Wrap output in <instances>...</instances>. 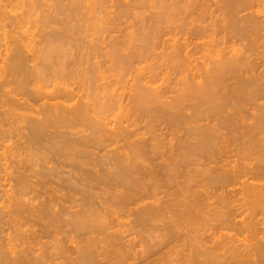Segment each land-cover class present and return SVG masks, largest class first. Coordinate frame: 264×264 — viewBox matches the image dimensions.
I'll return each mask as SVG.
<instances>
[{
	"label": "bare ground",
	"instance_id": "1",
	"mask_svg": "<svg viewBox=\"0 0 264 264\" xmlns=\"http://www.w3.org/2000/svg\"><path fill=\"white\" fill-rule=\"evenodd\" d=\"M18 1L22 2V0ZM62 1H57V6L55 5L56 12L58 11L62 15L65 14V18H75L77 22L81 20L84 21L83 18H88L90 15L94 16L98 13V10L99 13L102 12L101 8L103 9L106 3V0H69V2L66 1L68 2L66 4L64 3L65 0ZM173 1L174 2L171 3L172 12H168V14L167 11H163L160 12V15L156 14L155 17H152L155 19L154 24L156 25H149L147 32L145 31L146 33L140 34L141 37L139 38L141 39L137 40V42L139 41L138 43H140L139 45H134L136 41L135 35H125V37H127L124 39L125 41L112 38L110 41L106 42L103 38L104 34H101L104 40L101 43L99 42L100 45L97 43V46H93L91 49L89 47V54H86L88 53L87 49L85 51L86 53L82 54V56L86 55L85 58H82L80 55L82 59L80 58L77 60V58H73V55L71 57L73 52L69 53V50L72 49L69 48L71 45L70 41L73 43L77 41V39L71 35L72 38L76 39L72 40L67 33L68 31L70 33L72 28L75 29V32L80 31L77 25L70 29L65 27H62V29L57 25L55 26L57 28L53 29V31L55 30V34L52 32L53 35H51L49 31L50 33L48 32V34L50 35L47 34L46 36L44 33L45 36L43 35L44 38L42 39L47 48L45 50L43 49L44 52L43 50L41 51V55L43 54L44 57L42 56V58L41 55H39V58L42 60L41 63L46 59L44 65L48 71L50 70V73L41 72L38 76L40 79L46 80L45 86L41 85L32 88V85L34 86L33 82L37 77L33 75L35 73L33 72L34 67L31 68L32 70L29 68L30 61L28 62L27 59L29 58H26L28 53L24 51H26L25 49L30 43H28L29 45L27 44L26 40L21 36L22 34H17V37L11 36L12 39L5 45V51H0V57L2 55L0 58V183L3 182L1 184H4L6 181L8 182L13 176V179L15 178L14 183L17 181L19 187L21 186L19 192H17L18 195H16L14 191L13 193L15 194L11 193V186L10 192L9 190L5 192L6 189L3 190V188H1L6 195L10 194V196H12L5 195V198L10 197L9 199L7 198V201H3L5 204H3V206L5 207L1 206V201L0 211L2 208H5L6 211L5 209H2V211L6 214L3 212L0 213L2 214L0 216L2 217L0 218V227L1 223L5 222L9 225L10 229L16 232L21 231L23 234L22 240L20 241L27 245H25L26 247L23 246V250L19 252L13 250V247H11L13 251L8 247L9 252L12 251L10 253L14 254L12 257L9 256L10 264H49V261L54 262V264H60L62 262L61 259L64 260V253L69 248L67 247L66 249L65 247L70 245L71 239H77L73 241L75 244L73 246L74 248L72 247L75 251L73 253L75 254L77 252V257L73 255L75 258H69L70 264H159L161 263L160 260L163 259L161 257V254H163L161 251L169 242H165L163 245H161L162 243L159 244L160 247L157 245L155 246V243L154 246L148 249L144 246L145 248H142L140 252H130L123 247L127 245H125L127 240L126 242L123 240L125 242L123 245L119 244L121 241L116 243L117 241L113 239L116 235L118 236V232L120 231L118 228L121 229V226L122 228L127 227V230L129 227L131 229L133 226H141L142 223L144 226H147V224H150L151 220L154 222L164 220L166 215L167 217L165 219L168 218L169 220L167 221H170V223L173 222L171 220L175 219L174 222L176 224L184 225L186 223L190 226L187 227V229H190L188 232L192 234V236H190L192 240L190 241H195L188 244V249L190 248V250L187 254H183V257H179L182 259H179L181 260L180 262L177 260L178 264H264V226H262L264 225V183L257 184L252 181L249 183V178H243L244 176H249L252 180L264 179V68L258 69L260 64L264 63V42H261V39L264 38V2H262V0H224L222 1L223 3L221 2L224 4L225 12L229 17L227 24L224 23L225 21L223 22V24H226L223 30L225 28L227 31H225V38L227 35L229 41L233 42V45L231 43V49L228 48L227 51V48H224V46L222 48L219 47L220 49L213 48L218 46V44L217 46L213 45V43L217 41L214 39L218 38H214L213 34V36H210L214 39L211 38L210 40V36H208L210 31V28H208L209 26L192 25L195 22V12L199 11L201 4L198 2L196 3V1L195 4L194 0ZM13 2H15V0H0L1 26H5L6 24L12 25L15 22L14 20H18L20 17V15L17 17V14L16 16H10L12 13L10 14V11L6 12V8L9 7L8 5H11ZM115 2L117 3L116 0ZM222 4L220 6H222ZM107 5L108 4H106V6ZM129 6L130 5H128V7ZM164 8H166V5ZM245 11L250 12L244 16L239 15ZM48 14L51 15L50 13ZM12 17L14 22L11 24ZM51 17L53 16H50V18ZM21 19H23V17ZM7 20L10 21L7 23ZM67 23L65 21L63 24L66 26L68 25ZM110 23L111 22H108V24ZM58 28H61L63 32L59 29L60 31H58L60 33H56L58 32L56 31ZM97 32L100 34V29L99 31L97 30ZM79 35L80 33H78L77 36L79 37ZM166 35H171L173 37L169 36L168 38L170 39H163L161 41ZM207 39L209 40L207 41ZM61 40L62 43L58 42L57 45L59 46L56 47L55 42ZM236 41H244V46L242 48L244 51L235 47L234 43H236ZM245 41L248 44L245 43ZM80 43L82 42H74L75 48L76 44L78 45ZM216 43L217 42H215V44ZM221 43L223 42L221 41ZM257 44L259 47L263 48L261 52L256 53L257 55L255 54L258 56V61L261 60L260 63L252 60L251 62L250 58L245 56V54L248 55L252 51L250 49L253 46L256 47ZM53 45L55 46L54 48H52ZM72 45L71 47H73ZM209 47L211 50H209ZM81 48H83V46ZM98 48L102 49L99 52H104V54H102V56L105 57L104 62L107 64V58H109L111 64L109 63L108 65L111 66L105 65L104 67H106V70H99L100 73L97 70V74H102L107 70L110 71L113 65L114 67L118 65V69L120 68L123 70L126 67L125 70L129 68L133 70L131 67L132 65L136 66L137 62L139 64L142 62L141 60L147 59L150 55L153 56V54H157L160 58L164 51L165 54L162 55L172 64L171 68L174 73L173 75L182 76L181 79L178 77V81L176 80L174 83L182 86L174 93V90H171L172 88H167V85H165L167 89L165 88L164 83H168L167 79V82L163 83L164 87H162V80L164 78L169 79L167 76H169L170 72H167L165 69V71H160L159 69V72H156L154 71L155 68L151 66L153 67V71L150 67V71L152 72L149 71V73L144 74L145 72H142L145 71V69L142 71L141 68V73L137 71L138 76L134 74V76L136 75L135 77H138V80L137 78L135 79V77L133 78V80L135 79L133 82L135 88L133 87L131 94L128 93V99H126L127 103L125 104L126 107L128 106L127 110L133 113V115L128 113L130 118H128L129 116L127 114L128 117L126 119L123 113L125 112L123 110L125 105L121 108L119 103L122 98L117 90L113 91V89L110 88L112 84L109 82L111 84L110 86L106 81V88L105 86L101 88L102 86L100 84H97V86L95 83L98 77L106 79L103 75H101V77L96 75L95 78L92 76L96 74L95 70L97 68L100 69L102 64L100 67L97 66L94 70L95 73L91 70L93 74H91L92 72L89 73V70L85 72L87 69L81 71V73L79 70L76 71V68V70L72 68L82 64L86 65L87 60L90 62L94 56H91L89 60L87 58L88 55L90 57L92 53H98ZM158 48H160L162 52L157 53ZM206 51H208V53H206ZM248 51L250 52L248 53ZM98 55L100 56V54ZM163 56L162 58H164ZM48 59L51 61V67L49 66V61H47ZM51 59H54L53 62ZM101 62L103 63L102 60ZM133 62L136 63L134 64ZM92 63L93 62H91L90 65H92ZM168 63L167 65H169ZM135 66L134 68L136 71L137 68ZM114 67L112 69L117 70V68ZM90 68L91 66H89L88 69ZM138 69L140 70V68ZM131 70L130 72L129 70L125 71L126 74L124 75V70L119 73L122 72L121 76L126 75L127 77L128 74H131ZM162 71L165 73H162ZM127 72L129 73L127 74ZM116 73H118V71ZM161 75H163L162 78H164L161 79L162 82H160V86L153 87V84L157 81L156 79L159 78L160 80ZM75 77L81 79L77 81H82V85L85 84L83 79L84 81L86 80L85 82L89 83V86L86 83L87 87H91L92 83L93 86L95 84L94 88H91H96L95 90L97 92L95 93L94 90L90 88V90H92L91 93H84L85 88L83 89V87H80L81 83L77 82L79 87L75 82L72 83ZM236 79H238V81H235ZM166 80L164 79V81ZM228 80H230L231 84H229ZM14 83L17 86L12 85V87L15 88H7ZM235 83L237 86H240L237 87ZM229 85L232 86L231 89ZM239 87H241V91L247 88H253L254 90L252 89L248 94L247 91L246 94L240 91L242 94L239 95L236 90ZM49 88L51 89L50 91H48ZM104 89L105 91H103ZM169 89L174 94L173 96L169 94L171 97L166 96L170 93L168 92ZM228 89L233 92L235 91L234 96L236 97L233 98V95L229 94L230 91L228 94L232 96L231 99L227 95L228 100L227 97H225V99L222 96L220 97V94ZM99 91L103 93L101 97L99 94L97 95ZM93 92L96 95L93 96ZM236 92L237 95H235ZM221 98H223V101L220 100ZM232 99L237 100V102L239 101V104L236 103L235 105L238 104L240 107H238V105H233L237 107L234 109L231 105V110H234L231 113H226L228 102ZM218 100H220V103ZM242 102L249 103L251 107L254 105L252 108L255 109L256 113L249 116L244 112L243 116L242 112L245 110H242L243 107L241 108ZM120 108L122 109L121 111H123L124 118L127 120L125 121L126 125H122L124 122L121 124V121H119V124L116 121L119 125H112V127L111 125L109 126V122H104L107 115H111L116 109L119 110ZM95 114H99L98 116L96 115L97 117L101 114L103 117H101V119L97 118L94 116ZM104 115H106L105 118ZM245 115L248 116V119L249 117H254L253 121H247ZM102 118H104V120H102ZM129 119L130 123L128 122ZM142 119L147 123H145L147 126H151V124L153 125L155 122V124L159 122L164 126L162 129L159 128L157 131L155 130V134L154 130L149 131L150 128L147 129V126L141 123V121H143ZM138 120L139 123L143 125L142 127L137 126V124L140 125L137 123ZM4 124L9 125V128L7 125V128H4ZM144 127L147 130H144ZM152 129L153 128H151V130ZM222 129H225L229 134L226 135L227 133L224 132L227 138L220 133ZM158 131L160 133L157 134ZM168 134L170 136H167ZM218 140H221V142H218ZM217 143L219 145L220 143L224 144L218 147ZM216 145L218 149H216ZM228 145H232L230 149L227 147ZM242 145L244 146L243 148L241 147ZM225 147L228 149L225 150ZM238 147L240 150L244 149V151L242 150L241 152ZM244 153H246L248 157L250 153L251 155H255V157H253L254 161L251 162V158L247 159V155L244 156ZM194 154L195 156H193ZM188 155L194 158L197 155H204L203 157H208L209 159L214 158L211 160L215 161L216 159L215 163H217V165L224 162L223 164L221 163V166L215 165L216 167L210 170V173H214L215 175L213 174L214 177L211 176L212 180L210 181L212 184L210 182H208V184H211V187L213 184L219 185L217 186L219 188L215 186L216 188L214 187V189L217 192L221 191V193L217 194L218 199L215 198L219 200L217 201L219 203H213L215 206L213 204L209 206V203L206 205L207 200L204 199L206 196L203 197L202 195L203 192H206V190L203 191L204 189L200 191H203L201 194H197L196 189V191H194L195 194L191 191L192 189L189 190V188L181 189L173 187L172 190L176 192L170 190V181L180 185L178 177H182V174H184L182 172L184 170L186 171L184 168H186L189 159L191 158L190 160H192V157H187ZM183 157L184 160H187L185 161V167L182 164L184 163V160H182ZM198 157L199 156H197V158ZM203 157L201 156L200 158ZM234 157H236L235 161L237 162H230ZM105 158L107 161L103 160ZM177 158H181L180 160H182V162H179ZM38 160H41V164L39 163L41 165H39L40 169H34L36 168L34 165L37 164ZM238 160H243L245 162L240 161V163ZM34 161L36 162L34 163ZM173 161L177 162L174 163ZM31 162L33 165L30 164ZM36 166L38 167V164ZM108 166L112 168V170H110ZM28 167L34 169V172L33 169H30L31 172H33L32 174L31 172L28 173ZM41 167H43V169H41ZM181 169L183 171H181ZM35 170L37 171L35 172ZM162 170H166V172H163L167 174V177H164ZM30 174L34 176L35 179L31 180ZM159 175L163 176L161 179L167 178V182L169 177L170 183L169 186L167 185L169 190H167V186L165 185H163V188H161L160 185L158 186L160 182ZM27 178H30V180ZM52 178H57V180H53ZM162 182L167 183L166 180L161 181V183ZM9 183L12 184L11 181L6 184ZM231 183H239V185H242V188H237L236 190H234L235 188H231L232 190L230 188V190L225 188ZM1 184L0 186H2ZM13 185L15 184H12V186ZM164 186L166 188H164ZM97 187L98 190L100 189L99 191L106 196L104 200L101 199V202H98V207L96 206L97 208H95L92 198L97 195L93 196L92 194L97 190H91H93V188L97 189ZM159 188L164 189L163 192L158 191ZM164 191H166L165 195L163 194ZM208 191L209 190H207L206 194H203L208 195ZM159 192L162 193L160 195H164L161 196L162 198H158ZM167 192L170 194H167ZM212 192H210L209 195H211ZM217 192L214 193L216 194ZM102 193H100V195ZM26 194L32 195L30 199L29 197L27 198L31 200V202H25L23 200L25 198L24 196H27ZM79 194L81 198L76 197ZM214 195L212 194L211 196ZM15 196H17L16 199ZM211 196L210 198H212ZM166 197H168V199ZM201 197H203V200ZM214 197H216V195ZM2 198L5 199L4 196ZM8 200L10 201L8 202ZM204 200L206 202L205 205L211 207L213 211H208V209L207 213H203L202 210L199 211L200 208H206L203 205L205 203ZM237 201L239 204L235 205ZM202 205L203 208L201 207ZM4 215L7 216V218H5ZM66 216L69 218H65ZM258 216H261V219H259ZM169 224L165 226L167 230L170 228L169 232H166L167 236V233H170L169 236L171 238L169 237V239L176 240L177 237L180 238V236L177 235H175L177 237L173 238L174 234H177L173 233L176 230L174 228L177 227H174L176 224H172L174 226ZM117 226L118 228L116 229L118 230H113ZM27 227L28 229H23ZM67 227H69V230ZM165 227H158V229L164 231V229H166ZM185 227L184 225V228ZM2 228L3 227H1L0 230ZM184 228L182 227V229ZM184 230L186 231V229ZM123 231H125V229ZM178 232H180L179 226ZM61 234L62 237L64 236L63 238ZM240 234H245V238L239 239L237 236ZM76 236H78L79 239ZM187 236L186 239H190V237ZM44 237L54 240L53 243L52 240L49 239L52 242L50 243L54 244L52 246L53 249H50L51 246L48 245L44 247L43 244L38 246L41 251H37V249L34 250V245L31 246V244L34 242L41 243ZM169 239L168 241H170ZM66 240H69L67 241L69 243L64 245L65 243L63 242H66ZM175 240H173V242H175ZM169 244L172 246L174 245L172 243ZM46 247H49V249ZM32 249L37 252L34 253ZM72 249L71 253L73 251ZM51 250H53L54 254ZM54 250L58 251V254L55 255ZM67 252L70 253L68 250ZM71 253L68 255H72ZM53 255L56 256H54L56 260L58 255L59 257H63L61 259L58 257L61 262L57 260L58 263L54 261L55 259L51 261ZM4 258H7V256ZM6 260L8 259H4L1 262ZM6 262L4 263L6 264Z\"/></svg>",
	"mask_w": 264,
	"mask_h": 264
},
{
	"label": "rangeland",
	"instance_id": "2",
	"mask_svg": "<svg viewBox=\"0 0 264 264\" xmlns=\"http://www.w3.org/2000/svg\"><path fill=\"white\" fill-rule=\"evenodd\" d=\"M18 0H15V2H13L11 5H8L9 7H7L5 10H6V12L7 11H10V16H16V14H17V17H19V15H20V17L18 18V20L17 19H15L14 21L12 20L13 19V17L11 18V24L12 25H10V24H6L5 26H1L0 25V51L1 52H4L5 51V49L4 48H6V46L5 45H7V42L8 41H10V39H12L11 38V36H15V37H17L18 35L17 34H22L21 36L23 37V39L24 40H26V42H27V44L28 43H30V45L25 49L26 51H24V52H27L28 53V55H26V58H29V59H27V61L29 62V68L31 69L32 67H34V71L33 72H35L33 75H34V77H37L35 80H34V86L32 85V88H36V86H45V81L46 80H44V79H40L39 78V76H38V74L40 73L41 74V72H49L50 73V70L48 71V69L47 68H45L46 66L44 65V62H45V60L46 59H44L43 61L44 62H42L41 63V61L42 60H40V58H39V55H41V51L44 49H46L47 47H46V45H45V42L43 43V39L42 38H44V36H45V34H46V36H47V34H48V32L50 31L51 32V35H53V33L55 34V30L53 31V29L54 28H57V27H55V26H59V27H65V28H72L73 26H75V25H77L78 26V29L80 30V31H82V32H80V31H76L75 32V29L74 28H72V31H70V33H69V31L67 32L68 33V35H70V37H71V35H72V37H74V38H76L77 39V41H74V42H82V43H80V44H76V48H75V45H74V42L73 43H71V41H70V44L74 47H71V45H70V49L72 48V49H75V50H69V53L70 52H73L72 54H71V57H72V55L74 56L73 58H77V60L78 59H80L81 57L82 58H85V56L83 55L82 56V54H85L86 52V50H87V52L88 53H86V54H89V50L91 49V47H93V46H97L96 44L98 43L99 44V42L101 43L104 39H105V41L107 42V41H110L112 38H114V39H117V40H122V41H125L124 39H126L127 37H125V35L126 36H129V35H135V37H136V41L134 42V45H139L140 43H138L137 42V40H140L141 38H139V37H141V35H142V33L144 34V32L146 31L147 32V30L149 29V25L151 26V25H156V24H154V21H155V19L154 18H152L153 16L155 17V15L156 14H159L160 15V12H163V11H167V13L169 12H172L173 10H172V5H171V3H173L174 1L173 0H166V2H165V0H144V1H147V2H144L143 0H120V1H118V0H116L117 1V3L115 2V0H106V3H105V5H104V8L102 9L101 8V11L102 12H100L99 13V10H98V13H96L94 16H95V18H94V16L93 15H90L88 18L86 17V18H83L84 19V21L83 20H81L80 22H77L76 21V19L75 18H71V19H69L68 17H64V15H62L61 13H59L58 11L56 12V8H55V5L57 6V1L56 0H22V2L20 3L19 1L17 2ZM30 1V2H29ZM37 1V2H36ZM53 1V2H52ZM60 1H62V0H60ZM64 1V0H63ZM62 1V2H63ZM66 1H68L69 2V0H65L64 1V3L66 4V3H68V2H66ZM195 1H196V3L198 2L199 4H201V7H199V11L198 12H195V15H194V20H195V22L192 24L193 26H198V25H200V26H209L208 28H210V31H209V33H208V36H210V35H212L213 36V34H214V38H218L219 39V41H218V39H214L212 36H210L209 38H210V40H211V38H213L214 40H217V41H215V42H217L216 44H215V42L213 43V45H215V46H217V44H218V48L217 47H213V48H216V49H220V48H222L223 46H224V48H227L226 50L228 51V48L229 49H231L230 47L233 45V42H230L229 41V39H228V37H227V35H226V38H225V34H226V30H225V28H224V30H223V27H226V24L228 23V19H229V17H228V15H227V13L225 12V7H224V4H222L223 2L222 1H224V0H194V3H195ZM209 1V2H208ZM17 2V3H16ZM26 2V3H25ZM35 2V3H34ZM112 2V3H111ZM115 2V3H114ZM205 2V3H204ZM222 2V3H221ZM262 2H264L263 0H262ZM16 3V4H15ZM32 3V4H31ZM56 3V4H55ZM110 3V4H109ZM119 3V4H118ZM144 3V4H143ZM166 3V4H165ZM195 3V4H196ZM218 3V4H217ZM22 4V5H21ZM53 4V5H52ZM106 4H108L107 6L109 7H107L106 6ZM115 4V5H114ZM203 4V5H202ZM222 4V6H223V8H222V6H220ZM17 5V6H16ZM32 5V6H31ZM117 5V6H116ZM128 5H130L129 7H128ZM166 5V8H164V6ZM219 5V6H218ZM12 6H14V7H12ZM119 6V7H118ZM170 6V7H169ZM218 6V7H217ZM50 9H49V8ZM117 9H116V8ZM180 7H181V5H180ZM203 7H204V9H203ZM208 7V8H207ZM221 7V8H220ZM121 8V9H120ZM132 8V9H131ZM144 8V9H143ZM11 9V10H10ZM16 9V10H15ZM48 9V10H47ZM125 9V10H124ZM127 9V10H126ZM134 9V10H133ZM201 9V10H200ZM205 9H206V11H205ZM209 9V10H208ZM211 9V10H210ZM221 9V10H220ZM223 9V10H222ZM264 9V8H263ZM112 12H111V11ZM137 10V11H136ZM139 10V11H138ZM202 10H204V11H202ZM49 11V12H48ZM119 11V12H118ZM127 11H129V12H127ZM144 13H143V12ZM196 11V10H195ZM50 13L51 15H49L48 13ZM52 12V13H51ZM106 12V13H105ZM108 12H110V13H108ZM132 12V13H131ZM136 12V13H135ZM139 12V13H138ZM164 12V13H165ZM203 12V13H202ZM249 12L250 11H245V12H242L241 14H239L240 16H244L245 14L247 15V13L249 14ZM18 13H20V14H18ZM23 13V14H22ZM103 15H102V14ZM130 13V14H129ZM168 13V14H169ZM210 13V14H209ZM212 13V14H211ZM225 13V14H224ZM47 14H48V16H47ZM61 14V15H60ZM101 14V15H100ZM135 14V15H134ZM140 14V15H139ZM142 14V15H141ZM206 14V15H205ZM23 15V16H22ZM58 15V16H57ZM99 15V16H98ZM112 15V16H111ZM130 15V16H129ZM208 15V16H207ZM50 16H53V17H51L50 18ZM57 16V17H56ZM61 16V17H60ZM66 16V15H65ZM119 16V17H118ZM207 16V17H206ZM16 17V18H17ZM23 17V19H21ZM45 17V18H44ZM49 19H48V18ZM92 19H91V18ZM99 17V18H98ZM109 19H108V18ZM122 19H121V18ZM143 17V18H142ZM206 17V18H205ZM53 18V19H52ZM68 18V19H67ZM111 18V19H110ZM115 18V19H114ZM119 18V19H118ZM142 18V19H141ZM203 18V19H202ZM206 20H205V19ZM48 19V20H47ZM58 19V20H57ZM60 19V20H59ZM64 19V20H63ZM107 19V20H106ZM140 19V20H139ZM148 19H149V21H148ZM152 19H154V20H152ZM226 19V20H225ZM21 20V21H20ZM25 20V21H24ZM47 20V21H46ZM54 22H53V21ZM68 20V21H67ZM74 20V21H73ZM79 20V19H78ZM103 20V21H102ZM112 20V21H111ZM117 20V21H116ZM142 20V21H141ZM8 21H10V20H7V23H8ZM59 21H60V23L61 22H63V23H65V21H66V23L68 24V25H66L65 26V24H63V23H59ZM69 21H70V23H69ZM87 21H89V22H87ZM105 21V22H104ZM137 21V22H136ZM144 21H147V22H144ZM151 21V22H150ZM153 21V22H152ZM225 21V22H224ZM227 21V22H226ZM17 22V23H16ZM38 22V23H37ZM39 22H41V23H39ZM46 22V23H45ZM50 22V23H49ZM86 22V23H85ZM108 22H111L110 24H108ZM141 22V23H140ZM157 22V21H156ZM198 22V23H197ZM201 22V23H200ZM223 22L224 23H226V24H223ZM52 23H54V24H52ZM57 23V24H56ZM61 25H59V24ZM81 23V24H80ZM106 25H105V24ZM135 23H136V25H135ZM138 23V24H137ZM146 23V24H145ZM149 23V24H148ZM46 24H48V25H46ZM64 26H63V25ZM74 24V25H73ZM89 24V25H88ZM118 24V25H117ZM38 25V26H37ZM44 25V26H43ZM46 25V26H45ZM70 25V26H69ZM80 25H82V26H80ZM85 25V26H84ZM100 25H101V28H100ZM117 25V26H116ZM146 25V26H145ZM212 25V26H211ZM223 25V26H222ZM225 25V26H224ZM12 26V27H11ZM21 26V27H20ZM48 26V27H47ZM51 26V27H50ZM80 26V27H79ZM112 26V27H111ZM116 26V27H115ZM132 26V27H131ZM8 27V28H7ZM41 29H40V28ZM83 27H84V29H83ZM109 27V28H108ZM128 27V28H127ZM140 27V28H139ZM147 27V28H146ZM228 27V26H227ZM2 28V29H1ZM14 28H16V29H14ZM45 28V29H44ZM50 28V29H49ZM61 28H58L56 31H58L59 29L62 31V29ZM105 28V29H104ZM119 28V29H118ZM121 28V29H120ZM144 28V29H143ZM8 29V30H7ZM18 29V30H17ZM38 29V30H37ZM40 29V30H39ZM99 29H100V34H99V32H97V30L99 31ZM115 29V30H114ZM128 29V30H127ZM141 29V30H140ZM227 29V28H226ZM59 30V31H60ZM103 30V31H102ZM105 30V31H104ZM108 30V31H107ZM117 30H119V31H117ZM130 30V31H129ZM12 31V32H11ZM15 31V32H14ZM23 31V32H22ZM41 31V32H40ZM56 32V33H60V32ZM64 31H65V29H64ZM125 31V32H124ZM226 31V32H225ZM5 32H6V34H5ZM38 32V33H37ZM41 33V35H40V33ZM47 32V33H46ZM49 32V33H50ZM53 32V33H52ZM63 32V31H62ZM74 34H73V33ZM80 33V35H79V37L77 36L78 35V33ZM97 32V33H96ZM145 32V33H146ZM222 32V33H221ZM27 33V34H26ZM45 33V34H44ZM75 33H76V35H75ZM95 33V34H94ZM109 35H108V34ZM5 34V35H4ZM25 34V35H24ZM31 34V35H30ZM101 34H104L103 36L101 35ZM141 34V35H140ZM17 35V36H16ZM20 35H19V37H20ZM40 35V36H39ZM44 35V36H43ZM48 35H50V34H48ZM73 35H75V36H77V37H75V36H73ZM86 37H85V36ZM88 35H89V38H88ZM91 35H92V38H91ZM120 35V36H119ZM139 35V36H138ZM10 36V37H9ZM38 36V37H37ZM101 36V37H100ZM115 36V37H114ZM169 36H171V35H169ZM168 35H166L165 37H163L162 39H161V41L164 39V40H167V39H170V38H168L169 37ZM216 36V37H215ZM6 37V38H5ZM18 37V38H19ZM71 37V38H72ZM95 37H96V39H95ZM104 39H103V38ZM110 39H109V38ZM171 37H173V36H171ZM26 38V39H25ZM74 38H72V40H76V39H74ZM81 38V39H80ZM101 38V39H100ZM176 38V37H175ZM30 39V40H29ZM33 39H36V40H33ZM91 39V40H90ZM98 39V40H97ZM100 39V40H99ZM212 39V40H213ZM228 39V40H227ZM209 39H207V41H208ZM6 41V42H5ZM38 41V42H37ZM221 41L224 43H221ZM264 42V38H262L261 39V42ZM34 42V43H33ZM38 44H37V43ZM58 42H61L62 43V40L61 41H56L55 42V44H56V47L57 46H59V45H57V43ZM64 42V41H63ZM66 42V41H65ZM94 42V43H93ZM219 42V43H218ZM227 42V43H226ZM161 43V42H160ZM173 43V42H172ZM231 43H232V45H231ZM245 43H247L246 41H245ZM54 44V43H53ZM93 44H95V45H93ZM220 44H222V45H220ZM235 44V47L237 48V49H242L243 48V46H244V41H242V42H239V41H236V43H234ZM248 44V43H247ZM247 44H245V45H247ZM5 46V47H3V46ZM100 45V44H99ZM241 45V46H240ZM2 46V47H1ZM31 46V47H30ZM33 46V47H32ZM39 46V47H38ZM61 46V45H60ZM83 46V48H81ZM104 46V45H103ZM103 46H100V47H103ZM43 47H45V48H43ZM55 46L53 45V47L52 48H54ZM67 47V46H66ZM89 47H90V49H89ZM210 47H211V45H210ZM209 47V50H211V48ZM220 47V48H219ZM259 45L257 44L256 45V47L255 46H253L250 50H252L251 52L250 51H248V53L250 52V53H252V54H245V56L246 57H249L250 58V61L252 60V61H254V62H258V63H260V61H258V56H256L257 54L256 53H258V52H261L262 50H263V48L262 47H259ZM30 48V49H29ZM36 50H35V49ZM68 48V47H67ZM67 48H65V49H67ZM160 48H162V47H160ZM160 48H158V51H157V53L158 52H162V50L160 49ZM262 48V49H261ZM64 49V48H63ZM99 49V50H98ZM97 50H98V53L96 54L95 52L94 53H92L91 55H90V57H89V55H88V59L90 60L91 59V56L93 57H96V58H92L91 59V61L89 62L88 60H87V62H88V64H87V62H86V65H79V66H75V67H72L74 70H76V71H83V70H85V69H87V70H85V72L87 71L88 72V70H89V73L90 72H92L91 70H93V72H94V70L97 68V66L98 67H100V65H101V67H100V69H96L95 70V72L98 70V72L100 73V71L99 70H101V71H105L106 70V67H104L105 65H108L109 63H110V61H109V58H107L108 59V61H107V64H106V62H104V56H102V54H104V52L102 51V52H99V51H101L102 49L101 48H98ZM44 50H43V52H44ZM132 50V49H131ZM214 50V49H213ZM243 51H244V49H242ZM258 50H260V51H258ZM32 53H31V52ZM40 51V52H39ZM166 51V50H165ZM0 52V53H1ZM37 54H36V53ZM39 52V53H38ZM81 52V53H80ZM84 52V53H83ZM255 52V53H254ZM77 55H76V54ZM80 53V54H79ZM206 53H208V51H206ZM35 54V55H34ZM94 54V55H93ZM98 54H100V56L98 55ZM162 54L164 55L165 54V52L163 51L162 52ZM161 54V56H160V58H159V56H157V54H153V56L152 55H150V57H148L147 59H143V60H141L142 62H140L139 64H138V62L136 63V62H133L134 64L136 63V68L138 69V68H140V70L138 69H136V71H135V68H134V66L132 65L131 67L133 68V70H131V68H127L128 70H129V72H130V70H131V74H128L129 72H127V77H126V75L125 76H121V74H122V72L121 73H119L120 71H123L124 70V73H123V75L124 74H126L125 73V71H128V70H125L126 69V67H125V69H118L117 68V66L116 67H114V65L112 66V68L114 67V68H117V70L116 69H110V71L109 70H107L106 72H107V74H106V72H101L102 74H97L98 72H96V74H94V75H92L94 78L96 77V75H98V76H100L101 77V75H103L106 79H104L103 77H101V78H103V79H101V78H97V80H96V85L97 84H100L102 87L101 88H103V86H105V88H106V84L107 83H111L112 84V87H110V88H112L113 89V91H115V90H117V92H118V94L121 96V98H122V100L120 101V105H121V108H123L124 107V105H125V108H123V110L125 111V112H123V111H121L122 109L120 108L119 110L118 109H116L111 115H107L108 116V118H109V120H108V118H107V116L106 115H104V118H105V116H106V118H105V121L104 122H106L107 121V123L109 124V126L111 125H113V126H118L119 124H120V122L119 121H121V124H122V122H124V124H122V125H126V122L125 121H127L126 119H127V117L129 116V114L131 113V112H129L128 110H127V108H128V106L126 107V104L125 103H127L126 102V99H128L127 97H128V93H132V91L131 90H133V87H134V80L137 78V80H138V77H135L134 76V74H137V71L139 72L140 71V73H141V68H142V71L145 69V71H143L142 73H144V74H146V73H149V71H150V67L151 66H153L155 69H154V71H156V72H159L158 70L160 69V71L161 70H163V71H167V72H170L169 73V76H167V77H169V79L168 78H164L165 80L167 79L168 80V83H164V82H167V80L166 81H164V79L162 78V76L163 75H161L160 77V80H159V78L158 79H156L157 81L153 84V87H156V86H160V82H162V87H164L165 85H167V88H172L171 90H174V93H175V91L177 90V89H179L181 86H180V84H178V85H176L177 83H174V82H176V80L178 81V77H179V79H181L182 78V76L180 77L179 75L178 76H174L173 74V70H172V64L169 62V61H167L166 60V58L163 56ZM256 54V55H255ZM80 55H81V57H80ZM100 57H98V56ZM38 56V57H37ZM43 56V54L41 55V57ZM77 56V57H76ZM149 56V55H148ZM162 56L164 57V58H162ZM1 57H2V55H1ZM0 57V58H1ZM33 57V58H32ZM44 57V56H43ZM42 57V58H43ZM98 57V58H97ZM56 58V57H55ZM81 58V59H82ZM155 58V59H154ZM159 58V59H158ZM248 58V59H249ZM103 61V63L101 62V60ZM260 59V58H259ZM39 60H40V62H39ZM50 59H48L47 61H49ZM52 60V62H53V60L54 59H51ZM84 60V59H83ZM94 60V61H93ZM46 61V62H47ZM55 61H56V59H55ZM55 61H54V64H55ZM249 61V60H248ZM249 61V62H250ZM251 61V62H252ZM38 62V63H37ZM91 62H93L92 63V65H90L91 64ZM99 62V63H98ZM169 62V63H168ZM253 62V63H254ZM40 63V64H39ZM49 63V66L51 67L52 66V64L50 65V63H51V61H49L48 62ZM48 63H46V64H48ZM97 63V64H96ZM113 63V62H112ZM167 63L169 64V65H167ZM257 63V64H258ZM39 64V65H38ZM85 64V63H84ZM95 64V65H94ZM111 64V63H110ZM164 64V65H163ZM262 64V65H261ZM260 64V66H259V68L258 69H262V68H264L263 67V65H264V63H261ZM42 65V66H41ZM44 65V66H43ZM171 65V66H170ZM86 66V67H85ZM89 66H91V68L90 69H88L89 68ZM94 66H96V67H94ZM108 66H111V65H108ZM44 67V68H43ZM94 67V68H93ZM103 67V68H102ZM153 67H151V70L153 71ZM168 68V70H167V68ZM261 67V68H260ZM76 68V69H75ZM103 70H102V69ZM105 68V69H104ZM109 68V67H108ZM163 68V69H162ZM47 70V71H45V70ZM51 69V68H50ZM149 69V70H148ZM165 69V70H164ZM32 70V69H31ZM36 70V71H35ZM43 70V71H42ZM114 70V71H113ZM172 70V71H171ZM264 70V69H263ZM118 71V73H116ZM152 71H150V72H152ZM162 71V73H165V72H163ZM84 72V73H85ZM93 72L91 73V74H93ZM94 72V73H95ZM45 73H43V74H45ZM82 73V72H81ZM108 73H109V75H108ZM90 74V75H91ZM167 74V73H166ZM37 75V76H36ZM165 75V74H164ZM137 76H138V74H137ZM88 77H89V74H88ZM125 77V78H124ZM135 77V79L133 80V78ZM166 77V76H165ZM81 78V77H80ZM90 78V77H89ZM93 78V79H94ZM177 78V79H176ZM161 79H163L162 81H161ZM175 81H174V80ZM41 80V81H40ZM44 80V81H43ZM80 81L81 79H79V78H77V77H75V79H74V81H72V83H74L75 82V84H78V83H81V88L83 87V89L85 88V91H84V93L86 92V94H89V92L91 93L92 92V90H90V88L91 87H93L94 88V86H95V84H94V86H93V83H92V86L91 87H87V84H88V86H89V83H87V82H85L84 81V79H83V82L85 83H83L84 85H82V81L81 82H78V81ZM101 80V81H100ZM133 80V81H132ZM98 81V82H97ZM107 81V83H105ZM229 81V84H231V82H230V80H228ZM232 81V80H231ZM235 81H238V79H236ZM78 82V83H77ZM101 82V83H100ZM87 83V84H86ZM105 83V84H104ZM109 83V85L111 86V84ZM156 83H157V85H156ZM163 83H164V86H163ZM233 83H234V81H233ZM103 84V85H102ZM228 84V83H227ZM236 84V83H235ZM12 85L13 86H17V85H15V83L14 84H11V85H9L7 88L8 89H11V88H15V87H12ZM78 87H79V84L77 85ZM98 86V85H97ZM96 86V87H97ZM170 86V87H169ZM236 86H237V84H236ZM238 86H240V85H238ZM237 86V87H238ZM76 87V86H75ZM100 87V86H99ZM178 87V88H177ZM231 85H229V88L231 89ZM7 88H5V89H7ZM93 88H91V89H93ZM98 88V87H97ZM135 88V87H134ZM165 88H166V86H165ZM166 88V89H167ZM80 89V88H79ZM96 89V88H95ZM95 89H93L94 90V92L96 93L97 91L95 90ZM170 89H169V91L168 92H170V93H168L166 96L167 97H169L170 95H174L173 94V92H171L170 91ZM230 89H228L227 91H224L223 93H221L220 94V97L222 96L224 99H225V97H227V96H229V98L231 99L232 98V96H230V95H233V98L234 97H236V96H234V92L232 93L231 91H230ZM240 89V90H239ZM253 89V88H252ZM252 89L250 88V89H243V91H241V87H239L238 89H236L237 90V92H238V94L239 95H241L242 93L241 92H243V93H245L246 94V91H247V94H248V92L250 91H252ZM14 90V89H13ZM51 89L49 88L48 89V91H50ZM87 90V91H86ZM99 90H101V89H99ZM107 90V89H106ZM130 90V91H129ZM254 90V89H253ZM7 91V90H6ZM82 91V90H81ZM103 91H105V89L103 90ZM108 91H109V89H108ZM229 91H230V93H229ZM241 91V92H240ZM93 92V96L94 95H96L95 93ZM227 92V93H226ZM237 92H236V94L235 95H237ZM83 93V92H82ZM106 93H107V91H106ZM230 95H229V94ZM99 94V96L101 97L102 96V92L101 91H99L98 93H97V95ZM105 94V93H104ZM124 94V95H123ZM170 94V95H169ZM225 95V96H224ZM227 95V96H226ZM126 97V98H125ZM171 97V96H170ZM245 97V96H244ZM98 98V97H97ZM121 98H119V99H121ZM223 98H221L220 100L221 101H223ZM167 99V98H166ZM165 99V100H166ZM164 100V99H163ZM220 100H218L219 101V103H220ZM227 100H228V97H227ZM123 102V103H122ZM239 102V101H238ZM237 102V100H235V99H232L231 101H229L228 102V108L226 109V113L227 112H232L235 108H237V107H234V106H237L239 103ZM233 103V104H232ZM236 103H238L237 105H235ZM243 103V104H242ZM241 103V108H242V110H245V111H243L242 113H243V116H244V112H246V115H249V116H252V114L253 113H256L255 112V109H253L252 107H254V105H252V107L250 106V104L249 103H244V102H242ZM118 105V104H117ZM231 105H232V107H234V109L233 110H231L232 109V107H231ZM234 105V106H233ZM249 105V106H248ZM231 107V108H230ZM238 107H240L239 105H238ZM250 108V109H249ZM228 110V111H227ZM248 111V112H247ZM254 111V112H253ZM125 114V116H123L124 114ZM127 112V113H126ZM129 113V114H128ZM229 113V114H230ZM127 114H128V116H127ZM132 115H133V113H131ZM130 114V115H131ZM98 116L99 114H95L94 116ZM242 115V114H241ZM245 115V116H246ZM96 116V117H97ZM101 117H103L101 114H100V116L99 117H97V118H100L101 119ZM126 119H125V118ZM133 117V116H132ZM247 117V118H246ZM245 118H246V120L247 121H249V122H251V121H253V119H254V117H249V119H248V116H246ZM104 118H102V120H104ZM128 118H130V116L128 117ZM125 119V120H124ZM131 119H133V118H131ZM139 120H141V119H139ZM139 120H138V122L137 123H139ZM143 120V119H142ZM116 121H117V123H119V124H117L116 123ZM246 121V122H247ZM128 122L130 123V119L128 120ZM144 120L143 121H141V123L144 125L146 122H144ZM117 125H116V124ZM136 123V124H137ZM156 123V122H155ZM155 123H153V125L151 124V126H147L146 124V128L147 129H149L150 128V130L149 131H153L154 130V132H155V130L157 131V129H162V127L164 126L163 124H161V123H159V122H157L158 124H155ZM115 124V125H114ZM128 124V123H127ZM140 124V123H139ZM142 124H140V125H138L137 124V126H139V127H142L143 125ZM5 125V124H4ZM3 125V127L4 128H7L9 125H7V127H6V125L4 126ZM148 125H150V124H148ZM160 125H161V127H160ZM112 126V127H113ZM154 127H155V129H154ZM189 127V126H188ZM9 128V127H8ZM145 127H144V130L146 129ZM151 128H153L152 130H151ZM146 129V130H147ZM143 130V131H144ZM161 131V130H160ZM165 132V131H164ZM170 132V131H169ZM224 132H226L227 133V131H225V129L223 130H221V134H222V136L224 135ZM158 133H160L159 131L157 132V134ZM225 133V134H226ZM155 134H156V132H155ZM220 134V135H221ZM226 135H229L228 133L226 134ZM226 135H224L225 136V138H227V136ZM167 136H170L169 134L167 135ZM229 137V136H228ZM169 138V137H168ZM221 140H223V139H221ZM221 140L219 141L218 140V142H221ZM224 144V143H220V145L217 143V145H218V147L219 146H222V145ZM217 145H216V147H217ZM232 146V145H231ZM231 146H227L229 149H230V147ZM247 146V145H246ZM218 147L216 148V149H218ZM227 147H225V150L226 149H228ZM242 148L244 147L243 145L241 146ZM240 147V148H241ZM238 149H239V147H238ZM240 150V149H239ZM242 150L244 151V149H241L240 151L242 152ZM247 153V152H246ZM246 153H244L245 155L244 156H246L247 154ZM253 153V152H252ZM102 154V153H101ZM240 154V153H239ZM193 156H195V154L193 155ZM197 156H199L198 158H197ZM195 158L194 157H192V156H190V157H192V160H190L191 158L189 157V155L187 156V157H189L190 159H189V161H191V162H189L188 161V163H187V166H186V168H184V169H186V171L183 169V167H182V169L184 170H182L181 169V171H183L182 173H184V174H182V177L180 176V177H178L179 178V180H178V178H177V180L180 182V185L178 184V183H175V182H173V181H170L171 182V184H170V190L172 191V192H176V191H173L172 189H173V187L174 188H183V189H185V188H189V190L190 189H192L191 191L192 192H194V191H196L197 190V194L198 193H202L203 191H205L206 190V192H203V193H207V190H209L210 192H212L211 193V195L213 194H215L214 192H217L215 189H214V187L216 186H219V185H212V187L210 186L212 183H211V181L210 180H212V177H214V175L212 174V173H210V170L213 168L214 169V167H216V166H221L222 164L221 163H219L218 165H217V163H215L216 162V159H215V161H212L213 159L212 158H208V157H203L204 155H197ZM203 157V158H200V157ZM251 156V157H250ZM250 156L248 157V155H247V159L248 158H251L250 159V161L252 162V161H254L253 160V157H255V155H251V153H250ZM240 157V156H239ZM241 157H243V156H241ZM246 158V157H245ZM177 159H179V158H177ZM181 159V158H180ZM179 159V162H182V160H184V157L182 158V160H180ZM186 159V158H185ZM205 159V160H204ZM212 159V160H211ZM235 159H236V157H234L233 158V160L231 159L230 160V162H233V163H236L237 161H235ZM239 159H241V158H239ZM35 160V159H34ZM104 161H107L106 160V158L105 159H103ZM185 161H187V160H184L183 162L184 163H182L183 165H184V167H185ZM212 161V162H211ZM239 162L241 161V162H245V161H243V160H238ZM250 161H248V162H250ZM36 161H34V163H35ZM169 162H170V160H169ZM174 162V161H173ZM172 162V163H173ZM175 162H177V161H175ZM174 162V163H175ZM238 162V163H239ZM240 162V163H241ZM41 164V160H38V162H37V164H38V167L36 166V165H34L36 168H34V169H40L39 168V165ZM43 163V162H42ZM232 163V164H233ZM30 164H32L33 165V163L31 162ZM51 165V164H50ZM216 165V166H215ZM41 166V165H40ZM46 166V165H45ZM105 166H107V165H105ZM30 167H31V165H30ZM30 167H28V169L30 170V169H33V168H30ZM33 167V166H32ZM109 167V166H108ZM105 168H107V167H105ZM110 168V167H109ZM34 169H33V172H34ZM41 169H43V167H41ZM28 170V173L29 172H31V170L29 171ZM110 170H112V168H110ZM37 170H35V172H36ZM41 171V170H40ZM45 171V170H44ZM164 170H162V174H164V172H166V170L163 172ZM180 171V170H179ZM27 172V171H26ZM33 172H31V174L33 173ZM181 173V172H180ZM179 173V174H180ZM30 174V175H31ZM65 175V174H64ZM166 175V176H165ZM15 176V175H14ZM67 176V175H66ZM209 176V177H208ZM212 176V177H211ZM34 176H32L31 175V177L30 178H32L31 180H33V179H35V177L33 178ZM64 177V176H63ZM163 176H161V175H159V178H160V182H159V184H158V186L160 185L161 186V188H163V185H165V186H169V177H168V182H167V178H164V179H161ZM164 177H167V174H164ZM30 178L28 179V180H30ZM211 178V179H210ZM244 179L246 178V179H248L249 181V183H251V181L252 182H255V183H257V184H259V183H261V184H263L264 183V179L263 180H252L251 179V177H249V176H244L243 177ZM53 180H57V178H52ZM242 179V178H241ZM13 180V181H12ZM14 180H15V178L13 179V176H12V179H10V180H8V182H10L11 181V183L12 184H15V185H13L12 186V184H6V183H8L7 181L4 183V184H1V183H3V182H1L0 184L3 186H0V189L1 188H3V190H5V192H7L8 190H9V192H10V190H11V187H12V192L11 193H13V191L16 193V195H18V193L17 192H19V190H20V187H19V185L17 184V181H15V183H14ZM164 180H166V182L167 183H165V182H162L161 183V181H164ZM159 181V180H158ZM178 181H176V182H178ZM173 182V183H172ZM208 182H210L211 184L209 185L208 184ZM174 183H175V185H174ZM177 184V185H176ZM238 184V185H237ZM237 184H229V185H227L225 188H232V189H234V190H236L237 188H242V185L240 184L239 185V183H237ZM6 185V186H5ZM8 185H9V187H8ZM11 186V187H10ZM164 186V188H166ZM168 186H167V190H169L168 189ZM171 186H172V188H171ZM177 186V187H176ZM178 186H180V187H178ZM102 187V186H101ZM100 187V188H101ZM215 187V188H216ZM221 187V186H220ZM224 187V186H223ZM245 187V186H244ZM96 188V187H95ZM95 188H93V190H91V191H95V190H97V191H95L94 192V194H92L93 196L94 195H97L96 197L94 196V198H92V200L94 201V206H95V208H97L98 206V204L101 202V199H105V194L103 195V193L101 192V191H99L98 190V187H97V189H95ZM161 188H159V189H161ZM209 188V189H208ZM217 188H219V187H217ZM222 188V187H221ZM14 189V190H13ZM158 189V191H162L163 192V190L164 189H161V190H159ZM196 189V190H195ZM202 189H204L202 192H200ZM227 189V190H228ZM229 189V190H230ZM231 189V190H232ZM2 190V189H1ZM0 190V205H1V201H2V207H5V206H3V201L4 200H6L7 201V198H5L6 196H10V194H8V195H6V193H4V191L2 192ZM166 190V189H165ZM174 190H176V189H174ZM188 190V189H187ZM212 190V191H211ZM178 191V190H177ZM208 191V195L210 194V192ZM3 194H2V193ZM8 192V193H9ZM165 192L166 191H164V195H165ZM190 192V191H189ZM191 192V193H192ZM15 193H13V194H15ZM97 193V194H96ZM100 193H102L101 195H100ZM190 193V194H191ZM195 193V192H194ZM193 193V194H194ZM195 193V194H196ZM202 193V195H203V197L204 196H206V198H207V196L208 195H204ZM218 193H221V191H219V192H217L215 195H216V197H214V196H211V195H209V199L207 198H204L205 200H207V204H206V202H205V200H204V207H206V208H203V205L201 206L203 209H201L200 208V210L199 211H203V213H207V209H208V211L209 210H212L213 211V209H211V207H209V206H211V204H216V202L217 201H219V200H217L218 199V197H217V194ZM28 194H32V193H28ZM160 194H162V193H160L159 192V197L158 198H162L161 196H164V195H160ZM167 194H170V193H168L167 192ZM172 194V193H171ZM187 194H188V192H187ZM189 194V195H190ZM4 196V198L5 199H3L2 197ZM6 195V196H5ZM27 195V194H26ZM98 195H99V197H98ZM12 196V195H11ZM10 196V197H11ZM210 196L212 197V198H210ZM9 197V198H10ZM16 197L17 196H15V199H16ZM19 197V196H18ZM25 197V198H24ZM23 198V200L26 202V201H29V202H31V200H29L30 199V197H32V195H27V196H24ZM29 197V199H27ZM76 197H80L81 198V195L79 194V195H77ZM99 199H98V198ZM102 197V198H101ZM168 197H170V196H168ZM168 197H166L167 199H168ZM203 197H201V199L203 198ZM237 197H239V196H237ZM241 197V196H240ZM8 198V199H9ZM22 198V197H21ZM165 198V199H166ZM171 198H172V196H171ZM215 198H217V199H215ZM1 199H3V200H1ZM97 200V202H96V200ZM200 199V198H199ZM198 199V200H199ZM200 199V200H201ZM238 199V198H237ZM22 200V199H21ZM100 200V201H99ZM203 200V199H202ZM241 201H243L242 199H240ZM239 200V201H240ZM5 201V202H6ZM10 200H8V202H9ZM241 201H240V203H241ZM99 202V203H98ZM201 202V201H200ZM97 203V204H96ZM208 203H209V206H206V205H208ZM217 203H219V202H217ZM30 204V203H29ZM206 204V205H205ZM213 204V205H214ZM236 204H239V202L237 201V203H235V205ZM242 204V203H241ZM5 205V204H4ZM212 205V207L214 208V206ZM1 206H0V208H1ZM97 206V207H96ZM208 207V208H207ZM240 207V206H239ZM243 208H245V207H243ZM3 210L5 209V208H2ZM2 209H1V211H0V213H4V214H6L4 211H2ZM76 209V208H75ZM8 210V209H7ZM5 211H6V209H5ZM202 213V212H201ZM2 214H0V216H1ZM244 215H245V213H244ZM243 216V215H242ZM4 217L5 218H7V216H5L4 215ZM3 217V218H4ZM167 217V215L164 217V220H162V221H160V223H159V221H157V222H154V221H152L151 220V222H150V224H151V226H150V224H147V226H144V224L142 225L141 224V226H133V228H131L130 229V227H129V229L127 230V227L126 228H122V226H121V229L120 228H118V226L117 227H115L113 230H115L116 228H118L120 231L118 232L119 234H118V236L116 235L115 237H117L118 239H119V241H118V239L117 238H115L114 237V241H117L116 243H119L120 241H121V243H119V244H123L124 245V243L126 242V240H127V242L125 243V245L126 246H123V247H125L126 249H128L130 252H140L141 250H142V248H145L146 247V249H148V248H150L151 246H154V244H155V246L157 245V246H159L160 247V245L159 244H161V245H163L165 242H169V243H172V244H174L173 246L171 245V244H169L168 243V245H164L165 246V250L163 249L162 251H161V253H163V254H161L162 256V258L163 259H161L160 261H161V263H159V264H178V262H180L181 260H179V259H182V258H179V257H183V254H187L188 253V251L190 250V248L188 249V244H190L191 242H195V241H190V240H192V237H190V236H192V234L190 233V232H188L190 229H187V227H190V226H188L186 223L184 224L186 227L184 228V225H179V224H176L175 222H174V220H171V221H173L172 223H170V221H167V220H169L168 218L167 219H165ZM173 217H175V216H173ZM0 218H2V217H0ZM4 218V219H5ZM65 218H69L68 216H66ZM176 218V217H175ZM258 218L259 219H261V216H258ZM124 221H125V218H124ZM155 221H156V219H155ZM166 221H167V223L169 224V225H172V224H176V225H178L179 226V230H180V232H178V226H174V225H172V226H174V227H177V228H174V229H176L175 231H174V229H173V233H177V234H174V236H173V238H175V237H177V236H180V238H178L177 237V239L175 240V239H169V235H170V233H167L168 234V236L166 235V232H169V229L170 228H168V230H167V228L165 227V226H167L168 224L166 223ZM4 222V221H3ZM162 222V223H161ZM164 222H165V224H164ZM177 222V221H176ZM180 222V221H179ZM147 223V222H146ZM178 223V222H177ZM181 223V222H180ZM261 223V222H260ZM167 224V225H166ZM181 224H183V223H181ZM164 225V226H163ZM260 225H262V224H260ZM262 226H264V225H262ZM1 227H3L1 230H0V252L2 253H0V264H3L4 262H6V264H10L9 263V260H10V257H12L14 254L12 253H10V252H12L13 250H15L16 252H19L20 250H23L22 248H24L23 246H25L26 245V243H24L23 244V242H21L20 240H22V232L20 231H15V230H12V229H10L9 228V225L7 224V223H1ZM0 227V228H1ZM70 227V226H69ZM69 227H67L68 228V230H69ZM138 227V228H137ZM141 227V228H140ZM157 227V228H156ZM158 227H165L166 229H164V231L162 230V229H158ZM169 227V226H168ZM182 227L184 228V229H186V231L184 230V229H182ZM258 227H260V226H258ZM142 228H145V229H147V230H145V229H142ZM22 229V228H21ZM23 229H28V227L27 228H23ZM32 229V228H31ZM66 229V228H65ZM118 229H116V230H118ZM125 229V231H123ZM140 229V230H139ZM10 230V231H9ZM132 230V231H131ZM139 230V231H138ZM159 230H161V231H159ZM3 231V232H2ZM10 232V233H8V232ZM24 231V230H23ZM123 231V232H122ZM183 231V232H182ZM111 232H112V230H111ZM113 232H115V231H113ZM122 232V233H121ZM130 232V233H129ZM132 232V233H131ZM135 232V233H134ZM148 234H147V233ZM5 234V236H4V234ZM184 233V234H183ZM189 233V234H188ZM74 234V233H73ZM172 234V233H171ZM179 234V235H178ZM191 234V235H190ZM64 235H66V234H64ZM155 235V236H154ZM167 237H166V236ZM175 235H177V236H175ZM187 237H190V239H188L189 240V242H188V240L186 239V236ZM243 235V236H242ZM244 235L245 234H240V235H238L237 237H239V239H244L245 237H244ZM15 236V237H14ZM74 236H75V234H74ZM144 236V237H143ZM8 237V238H7ZM11 237V238H10ZM61 237H62V234H61ZM64 237V236H63ZM62 237V238H63ZM67 237V236H66ZM71 237V236H70ZM76 237H78V236H76ZM122 237V238H121ZM126 237V238H125ZM152 237V238H151ZM20 238V239H19ZM59 238H60V236H59ZM124 238V239H123ZM160 238V239H159ZM162 238V239H161ZM171 238V237H170ZM17 239V240H16ZM44 239V240H43ZM42 240H41V243H36V242H34V243H32L31 244V246H33L34 245V250H36L37 249V251L39 250V251H41V249H39L40 247H38V246H41V245H43L44 244V247H45V245L47 246H51L50 247V249L52 248V246L54 245V244H51L54 240H52L51 238H47V237H44ZM49 239H51L52 240V242H51V240H49ZM66 239V238H65ZM64 239V240H65ZM67 239H68V237H67ZM74 239H75V237H74ZM78 239H79V237H78ZM115 239H117V240H115ZM120 239H122V240H120ZM138 239V240H137ZM151 239V240H150ZM168 239L170 240V241H168ZM70 240V239H69ZM69 240H66V242L64 241L63 243H65L64 245H67L69 242H67V241H69ZM72 241H71V243H69L70 245H68V246H66L65 248L67 249V247H71L70 249L68 248L67 250L71 253V249H72V247L74 246V242L73 241H75V240H77V239H75V240H73V239H71ZM125 242H124V241ZM144 242H143V241ZM171 240H172V242H171ZM173 240H175V242H173ZM178 240H180V241H178ZM8 241V242H7ZM10 241V242H9ZM43 241V242H42ZM12 242V243H11ZM51 242V243H50ZM73 242V243H72ZM130 242V243H129ZM186 242H187V245H186ZM54 243V242H53ZM67 243V244H66ZM151 243V244H150ZM178 243V244H177ZM181 243V244H180ZM21 244H23V245H21ZM129 244V245H128ZM195 244V243H194ZM9 245V246H8ZM19 245V246H18ZM21 245V246H20ZM37 245V246H36ZM72 245V246H71ZM171 245V246H170ZM27 246V245H26ZM25 246V247H26ZM129 246V247H128ZM133 246V247H132ZM145 246V247H144ZM8 247H10L9 249L10 250H12V251H10L9 252V250H8ZM11 247H13L12 249H11ZM134 247H135V249H134ZM158 247V248H159ZM171 249H170V248ZM179 247V248H178ZM182 249H181V248ZM185 247V248H184ZM190 247H191V249H192V246L190 245ZM16 248V249H15ZM32 248V247H31ZM47 248V247H46ZM74 248V247H73ZM168 248V249H167ZM19 249V250H18ZM32 249V250H33ZM47 249H49V247L47 248ZM53 249V248H52ZM33 250V252L34 253H36L37 251H34ZM67 250H66V252L64 253V260L63 259H61V258H63V257H59V255H58V257L62 260V262H61V260H59V258L57 257V260L59 261V262H61V263H63V264H70V262H69V258H75V257H77L76 256V253L74 254L73 252H75L74 251V249H72L73 251H72V255H68V254H70V253H68L67 252ZM167 250V251H166ZM171 250V251H170ZM175 250V251H174ZM52 251V253H53V250H51ZM165 253H164V252ZM178 251V252H177ZM182 251V252H181ZM54 252H55V255L56 254H58V251H55L54 250ZM171 252V253H170ZM185 252V253H184ZM39 253V252H38ZM37 253V254H38ZM178 253V254H177ZM54 254V253H53ZM165 254H166V256H165ZM4 255V256H3ZM55 255H53V259H51V261L52 260H54L55 258H54V256ZM72 256V257H68V256ZM73 255H75V257L73 256ZM165 257H164V256ZM7 256V258H4V257H6ZM10 256V257H9ZM63 256V255H62ZM1 257H3V258H1ZM56 257V256H55ZM172 258V259H171ZM4 259H8V260H6V261H3V262H1L2 260H4ZM166 259V260H165ZM56 259L54 260V261H56V262H58ZM177 260H178V262H177ZM168 261V262H167ZM176 261V262H175ZM48 262V261H47ZM58 262V263H59ZM171 262V263H170ZM173 262H175V263H173ZM54 264V262H50L49 261V264ZM60 263V264H61ZM5 264V263H4ZM28 264H31V263H28ZM46 264H48V263H46ZM56 264V263H55Z\"/></svg>",
	"mask_w": 264,
	"mask_h": 264
}]
</instances>
